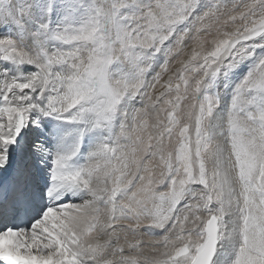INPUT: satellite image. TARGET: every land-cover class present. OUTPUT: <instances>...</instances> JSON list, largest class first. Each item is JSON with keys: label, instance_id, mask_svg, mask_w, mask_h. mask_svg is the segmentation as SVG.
<instances>
[{"label": "snow or ice", "instance_id": "snow-or-ice-1", "mask_svg": "<svg viewBox=\"0 0 264 264\" xmlns=\"http://www.w3.org/2000/svg\"><path fill=\"white\" fill-rule=\"evenodd\" d=\"M0 264H264V0H0Z\"/></svg>", "mask_w": 264, "mask_h": 264}]
</instances>
